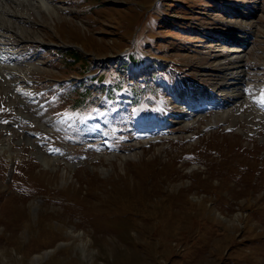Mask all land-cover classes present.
<instances>
[{
	"label": "rangeland",
	"instance_id": "obj_1",
	"mask_svg": "<svg viewBox=\"0 0 264 264\" xmlns=\"http://www.w3.org/2000/svg\"><path fill=\"white\" fill-rule=\"evenodd\" d=\"M35 1L0 0V264H264V0Z\"/></svg>",
	"mask_w": 264,
	"mask_h": 264
},
{
	"label": "bare ground",
	"instance_id": "obj_2",
	"mask_svg": "<svg viewBox=\"0 0 264 264\" xmlns=\"http://www.w3.org/2000/svg\"><path fill=\"white\" fill-rule=\"evenodd\" d=\"M21 1H24V0H21ZM4 3V2H3ZM3 3L0 2V8L1 10H3L2 6H3ZM29 6L31 7H35L37 4H40L42 8H45L46 11L48 12H51L53 11L52 10V7H50L48 5V3H45L43 0H36L34 3L32 2H29L28 3ZM39 6V5H38ZM36 6V7H38ZM5 10H6V7H7V3L5 2ZM37 9V8H36ZM34 9V10H36ZM4 11V10H3ZM7 11V10H6ZM9 11V10H8ZM4 16H6V14H3ZM10 22L8 19L4 18V23H3V27L0 26V30L2 31H5V30H8L9 27H10ZM1 24V23H0ZM3 39L0 38V77H4V73L7 71V68H9V65H8V61L7 59L9 57L6 56V48H5V43L4 41H2ZM11 61V60H10ZM10 64V63H9ZM8 73V72H7ZM7 82L9 83V81L7 80Z\"/></svg>",
	"mask_w": 264,
	"mask_h": 264
},
{
	"label": "snow or ice",
	"instance_id": "obj_3",
	"mask_svg": "<svg viewBox=\"0 0 264 264\" xmlns=\"http://www.w3.org/2000/svg\"><path fill=\"white\" fill-rule=\"evenodd\" d=\"M261 102L264 103V100H262Z\"/></svg>",
	"mask_w": 264,
	"mask_h": 264
}]
</instances>
